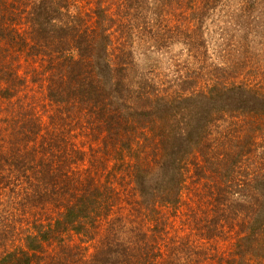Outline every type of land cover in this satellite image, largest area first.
Returning <instances> with one entry per match:
<instances>
[{
	"label": "trees",
	"instance_id": "trees-1",
	"mask_svg": "<svg viewBox=\"0 0 264 264\" xmlns=\"http://www.w3.org/2000/svg\"><path fill=\"white\" fill-rule=\"evenodd\" d=\"M0 111V264H264V0H0Z\"/></svg>",
	"mask_w": 264,
	"mask_h": 264
},
{
	"label": "rangeland",
	"instance_id": "rangeland-1",
	"mask_svg": "<svg viewBox=\"0 0 264 264\" xmlns=\"http://www.w3.org/2000/svg\"><path fill=\"white\" fill-rule=\"evenodd\" d=\"M221 20V19H220ZM219 21V20H218ZM220 26H222V22L215 23L209 26L210 29H212L214 32H210L214 35H219L220 32ZM142 41H139L137 38L134 39V45L130 46L135 54V59L138 63H140L142 66H146V59L149 60L150 53L152 55L153 49H150V52L148 49H145L143 47ZM179 47H176V50H178ZM148 57V58H146ZM23 59L20 61L17 60L14 64H12V69L17 68L19 65H23ZM43 83V80H39L37 82H32L31 80H27L23 87H22V93H25L26 97H28V100L30 103H33L35 101H39V103H42L44 99L43 98V91L40 84ZM3 114V111H0V115ZM4 129H8L6 125L0 123V152L9 153L13 147L12 141L13 136L10 135L9 131H5ZM5 194L2 195L0 198V226L2 224H10L11 222H15L19 219V215H21L23 208L25 205H20L17 203V195H14L15 193L10 191L9 189H6ZM16 199V200H15ZM15 208H18L15 210ZM15 210V211H13ZM12 224V223H11Z\"/></svg>",
	"mask_w": 264,
	"mask_h": 264
}]
</instances>
